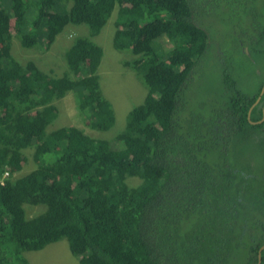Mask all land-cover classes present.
Instances as JSON below:
<instances>
[{
	"label": "trees",
	"instance_id": "1",
	"mask_svg": "<svg viewBox=\"0 0 264 264\" xmlns=\"http://www.w3.org/2000/svg\"><path fill=\"white\" fill-rule=\"evenodd\" d=\"M217 9L218 41L199 16ZM111 16L112 48L132 56L122 64L144 85L143 102L110 141L75 125L49 131L53 102L68 92L88 128L114 126L97 74L103 51L90 40ZM68 25L87 26L89 37L73 41L61 77L12 56V40L44 53ZM161 38L171 49H159ZM210 56L230 73L248 62L254 90L225 70L214 94L204 93ZM258 59L264 64V0H0V176L8 172L0 264H29L23 252L61 239L78 264H256L264 244ZM28 154L35 168L15 177Z\"/></svg>",
	"mask_w": 264,
	"mask_h": 264
},
{
	"label": "rangeland",
	"instance_id": "2",
	"mask_svg": "<svg viewBox=\"0 0 264 264\" xmlns=\"http://www.w3.org/2000/svg\"><path fill=\"white\" fill-rule=\"evenodd\" d=\"M219 14L220 9L215 11V15L212 13H201L199 15L205 23L211 24L212 30H209L211 32L210 36H214L216 41H218L221 34L220 25L218 23V21H220ZM113 32V16H111L101 29L100 33L96 37H92L90 40L100 46L103 51L102 60L98 67L97 74L101 85L102 95L110 102V104H112L115 116L114 126L105 132L88 128L84 122H80L73 105L71 92H68L65 93L63 98L53 102L58 112L55 120L47 127L49 131L60 127L75 125L83 127L85 133L93 139L110 141L123 129L128 111L143 102V97L146 94L144 85L136 79L132 70L124 67L122 64L124 59L130 60L132 59V56L124 55V53L117 52L112 48ZM79 37H89L87 26L68 25L56 36L55 41L50 45L46 52H37L36 47L30 49L22 48L17 41L12 40L11 54L14 59L21 64L31 60L43 72L55 77H61L66 71H68L65 53L73 41ZM164 40V38H161V40L158 41L159 49H171L170 43ZM209 58L213 61L210 64L208 60H206L207 65H210L208 68L211 72L210 76L209 74L206 76L209 80V87L203 90L205 93L213 88L214 90L209 94H214L216 87L219 85L218 81L221 83L222 80H224L226 67L223 60L222 64H220L216 60L214 61L212 56ZM240 60H237L234 64L235 72L231 71L230 73L229 70H226V72L230 74V76L241 77V80L243 81V85L241 84L242 87L249 91H253L257 82L255 76L252 74V67L248 62ZM257 63L258 65L262 64L260 59L257 60ZM203 69H205L204 66H202L201 70ZM222 88L223 85L221 84L220 91ZM209 97L211 96L206 95L202 98L206 99L208 102L210 100ZM112 145L114 147L116 146L118 150L122 148L121 144L118 142L115 143L113 141ZM27 156L29 157V154ZM34 168L35 165L33 160L29 157L23 164L22 170L18 172L15 177L26 174ZM126 183L131 187H135L140 183V180L137 178H128ZM31 207L38 208L33 209ZM31 207L29 210H26L30 215L43 208L42 205ZM22 255L29 264H78V261L71 255L65 239L50 243L40 251L23 252Z\"/></svg>",
	"mask_w": 264,
	"mask_h": 264
},
{
	"label": "flooded vegetation",
	"instance_id": "3",
	"mask_svg": "<svg viewBox=\"0 0 264 264\" xmlns=\"http://www.w3.org/2000/svg\"><path fill=\"white\" fill-rule=\"evenodd\" d=\"M263 112H264V109H263ZM262 118H264V114H263ZM259 122H260V121H259ZM261 247H262V246H261ZM260 249H261V248H260ZM260 249H259V251H260ZM263 250H264V248L261 250L260 253H259V251H258V254H257V255H258L259 257L257 256L258 259H257L256 264L258 263L259 260H260V264H261V262H262V257H261L262 254H261V253H262Z\"/></svg>",
	"mask_w": 264,
	"mask_h": 264
},
{
	"label": "built area",
	"instance_id": "4",
	"mask_svg": "<svg viewBox=\"0 0 264 264\" xmlns=\"http://www.w3.org/2000/svg\"><path fill=\"white\" fill-rule=\"evenodd\" d=\"M8 177V172L7 171H4L2 173V175L0 176V184L3 183L4 179H6Z\"/></svg>",
	"mask_w": 264,
	"mask_h": 264
},
{
	"label": "water",
	"instance_id": "5",
	"mask_svg": "<svg viewBox=\"0 0 264 264\" xmlns=\"http://www.w3.org/2000/svg\"><path fill=\"white\" fill-rule=\"evenodd\" d=\"M264 91V84H263V86H262V91H261V93ZM259 99V98H258ZM258 99H256V101L258 100ZM249 114V113H248ZM264 248V244L262 245V247H261V249H260V251H259V253L261 252V250ZM259 257V256H258ZM257 264H260V260L258 261V263Z\"/></svg>",
	"mask_w": 264,
	"mask_h": 264
},
{
	"label": "clouds",
	"instance_id": "6",
	"mask_svg": "<svg viewBox=\"0 0 264 264\" xmlns=\"http://www.w3.org/2000/svg\"><path fill=\"white\" fill-rule=\"evenodd\" d=\"M257 102V101H256Z\"/></svg>",
	"mask_w": 264,
	"mask_h": 264
}]
</instances>
